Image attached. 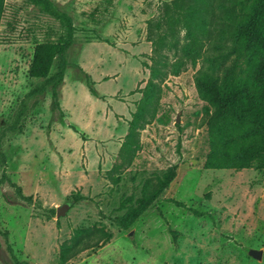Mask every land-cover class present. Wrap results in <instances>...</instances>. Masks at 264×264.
Wrapping results in <instances>:
<instances>
[{
	"label": "rangeland",
	"instance_id": "1",
	"mask_svg": "<svg viewBox=\"0 0 264 264\" xmlns=\"http://www.w3.org/2000/svg\"><path fill=\"white\" fill-rule=\"evenodd\" d=\"M52 1L77 29L59 87L61 113L53 110L50 92L38 96L28 103L22 133L3 139L6 174L33 199L29 205L9 184L0 185V229L8 233L19 264H59L61 245L74 231L96 227L112 233L110 241L66 264H264V175L204 167L208 133L194 81L200 63L156 80V116L137 130L131 155H121L150 80L149 23L160 21L166 30L171 0ZM57 33V24L27 0H5L0 134L41 82L28 76L35 45ZM164 53L174 61L173 51ZM174 165L176 178L158 205L130 230L111 220L136 203L147 180L156 181ZM2 171L0 159V176ZM168 199L206 215L196 217ZM64 204L70 205L67 215L57 219L56 209ZM169 227L178 233L176 241ZM252 249L261 250L260 260L249 255ZM0 264H16L2 235Z\"/></svg>",
	"mask_w": 264,
	"mask_h": 264
},
{
	"label": "trees",
	"instance_id": "2",
	"mask_svg": "<svg viewBox=\"0 0 264 264\" xmlns=\"http://www.w3.org/2000/svg\"><path fill=\"white\" fill-rule=\"evenodd\" d=\"M27 1L57 24L58 33L55 39L35 45L28 76L41 82L24 96L21 108L0 134L3 168L0 185L9 184L22 201L31 205L32 197L24 195L21 187L6 174L3 139L7 134L22 133L28 103L38 96L50 92L53 110L61 113L59 87L66 74L68 51L77 29L71 16L52 0ZM105 1L111 5L114 0ZM167 8L170 14L165 20L166 30H160V21L149 23V33L153 36L149 37L153 45L150 80L143 89L121 155H131L132 146L137 148V130L156 116L160 99L156 80L168 74L178 75L187 63L193 66L200 63L194 81L198 97L204 103L201 113L208 133L205 169H255L264 175V0H171ZM4 12L5 0H0V24ZM153 27L158 31L155 35ZM181 31H184L182 38ZM164 50L173 51L174 61L168 59ZM86 84L89 92L96 96L88 75ZM176 175L177 165H174L156 181L147 180L136 203L111 220L122 229L130 230L142 215L158 205ZM126 201L132 203L133 199L126 198ZM168 201L196 217L206 215L174 199ZM169 231L176 241L178 233L170 227ZM0 235L5 239L12 260L19 264L7 240L8 233L0 229ZM111 238L112 233L104 228H78L71 239L61 245L59 264H66L86 250L102 247Z\"/></svg>",
	"mask_w": 264,
	"mask_h": 264
},
{
	"label": "water",
	"instance_id": "3",
	"mask_svg": "<svg viewBox=\"0 0 264 264\" xmlns=\"http://www.w3.org/2000/svg\"><path fill=\"white\" fill-rule=\"evenodd\" d=\"M70 208V205L69 204H64L60 207H58L56 209V217L57 219L60 218V217H65L67 215V212ZM132 234V232L130 233V235ZM249 255L251 257H253L254 259H257V260H260L261 257H262V252L261 250H255V249H252L249 251Z\"/></svg>",
	"mask_w": 264,
	"mask_h": 264
}]
</instances>
